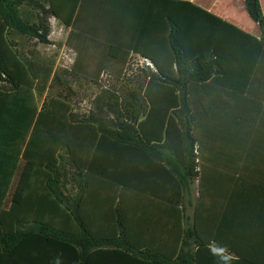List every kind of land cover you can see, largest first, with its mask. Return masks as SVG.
<instances>
[{"label":"trees","instance_id":"1","mask_svg":"<svg viewBox=\"0 0 264 264\" xmlns=\"http://www.w3.org/2000/svg\"><path fill=\"white\" fill-rule=\"evenodd\" d=\"M26 1L41 12L36 24L21 17L19 7ZM244 3L261 30L260 39L181 0H0V245L5 256L21 255L24 241L31 238L49 252L45 255H61L64 264H201L198 254H185L183 249L168 256L137 246L120 209L117 228L95 236L82 206L91 194L90 176L104 143L109 157L102 174L118 197L140 189L136 159L141 153L163 164V151L172 152L186 177L163 168L176 175L180 188L184 179L197 175L200 138L192 127L196 87L231 92L241 113L255 110L246 103H254L255 112L264 106V13L260 0ZM84 15L87 23L81 25ZM49 16L73 31L79 26L101 37L113 63L139 51L121 40L120 32L144 35L153 29L167 35L170 54L140 55L146 68L134 103L124 110L108 106L115 116L113 128L94 115L76 120L63 100L51 99L39 107L36 77L11 35L28 34L50 44ZM63 153L73 168V193L67 188ZM209 242L197 244L206 249ZM217 249L226 250L218 245ZM217 253L227 259L218 264H264L248 261L240 251L235 260ZM205 258L204 264H216L209 255Z\"/></svg>","mask_w":264,"mask_h":264},{"label":"crops","instance_id":"2","mask_svg":"<svg viewBox=\"0 0 264 264\" xmlns=\"http://www.w3.org/2000/svg\"><path fill=\"white\" fill-rule=\"evenodd\" d=\"M181 1L191 2L257 39L261 37L244 0ZM260 3L264 13V0ZM150 24L152 28V18ZM120 38L139 48L138 52L130 51V56L171 53L167 35L153 29L144 35L125 30L120 32ZM194 103L192 127L200 138L197 175L184 179L180 188L176 175L172 177L163 168H174L186 177L172 152L163 151V164L141 153L136 159L140 189L127 190L122 198L118 197L116 188L102 174L109 157L104 143L90 176L91 194L82 206L85 223L95 236L105 235L117 228L120 209L130 240L137 246L168 256L183 249L185 254H198L201 264L207 255L218 264L227 259L206 250L218 245L226 250L217 252L228 259L235 260L240 251L248 261L264 263V106L255 112L254 103H246L245 107L255 110L238 112L239 104L231 92L209 85L196 87ZM200 240L210 241L206 249L198 247ZM36 242L39 241L26 239L19 256H5L0 245V264H64L61 255H45L49 252Z\"/></svg>","mask_w":264,"mask_h":264},{"label":"rangeland","instance_id":"3","mask_svg":"<svg viewBox=\"0 0 264 264\" xmlns=\"http://www.w3.org/2000/svg\"><path fill=\"white\" fill-rule=\"evenodd\" d=\"M19 11L29 25L38 23L41 16L39 9L29 1L20 6ZM47 19L50 44H41L28 34L11 35L16 50L36 77L39 107L51 99L63 100L70 105L76 120L94 115L101 124L113 128L115 116L108 106L117 105L124 110L129 103H134L139 83L144 80L145 61L129 56L113 63L101 37L84 33L79 26L73 31L52 16ZM85 23L86 16L79 24ZM63 155L67 188L73 193L76 190L71 181L73 168L67 154Z\"/></svg>","mask_w":264,"mask_h":264},{"label":"clouds","instance_id":"4","mask_svg":"<svg viewBox=\"0 0 264 264\" xmlns=\"http://www.w3.org/2000/svg\"><path fill=\"white\" fill-rule=\"evenodd\" d=\"M209 253L213 256L217 255V246L212 245L209 247Z\"/></svg>","mask_w":264,"mask_h":264}]
</instances>
